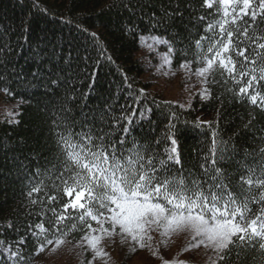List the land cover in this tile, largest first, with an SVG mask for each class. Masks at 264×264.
Returning a JSON list of instances; mask_svg holds the SVG:
<instances>
[{"label":"snow or ice","instance_id":"6c2138e0","mask_svg":"<svg viewBox=\"0 0 264 264\" xmlns=\"http://www.w3.org/2000/svg\"><path fill=\"white\" fill-rule=\"evenodd\" d=\"M32 6L47 13L36 0ZM107 7L127 13L120 31L146 49L152 75L183 74L188 100H158L123 72L98 92L101 60L115 62L98 33L82 26L83 43L57 40L47 29L30 41V20L15 44L4 39L8 29L0 32V92L20 98L6 123L33 133L31 142L12 133L0 138L6 163L12 149L5 141L30 147L11 158L21 199L17 218L0 220V264H30L61 248L78 249V264H110L109 243L147 252L140 264H190L186 252L198 264H264V0H119ZM197 97L217 105L214 121L183 118ZM233 103L248 111L225 139L220 121ZM189 124L210 136L186 162L181 137ZM169 244L180 251L164 259Z\"/></svg>","mask_w":264,"mask_h":264},{"label":"trees","instance_id":"16d2710c","mask_svg":"<svg viewBox=\"0 0 264 264\" xmlns=\"http://www.w3.org/2000/svg\"><path fill=\"white\" fill-rule=\"evenodd\" d=\"M41 9H47V13L34 8L33 0H0V32L8 29V35L4 39L7 40L11 36L13 44L17 41V35L21 31L22 21L30 20L27 36L30 41H35L37 37L43 39L44 34L41 29H47L48 34H55L57 40H73L74 43H83L85 36L79 30V27L87 28L89 32H96L99 35L100 42L107 47V54H110L115 63H110L107 60H101L100 65L96 69L97 82L96 88L98 92L106 90L113 82H120L121 72L133 82L136 88L144 87L151 94L156 96L158 100H167L160 93L152 90L148 80L144 79L147 72V66L138 55L140 46L137 42L128 36H124L120 31L122 25L126 21L127 13L120 9H113L109 12L108 7L113 2L119 0H36ZM183 33V28L178 29ZM195 31V30H194ZM202 31V29H200ZM94 58H99L95 48H90ZM22 63V61H21ZM149 69V68H148ZM91 71V69H90ZM91 77L83 82L82 90L88 91V83L91 82ZM3 100L6 102H19V97L5 95L0 92ZM97 96V93H93ZM95 103V100L89 101ZM179 104V102H177ZM216 104L202 103L197 97L192 107L184 115V119L195 121L198 117L203 120L214 121L216 118ZM25 113L30 109L27 106L22 108ZM177 111H183L179 108ZM248 109L238 103L228 105L225 109L224 119L220 121L221 130L224 138L227 139L234 131H237L241 126L242 120L246 119ZM9 117L0 118V138L6 134L12 133L13 139H18L23 135L29 139L33 137L32 130H25V124H21L18 129L6 123ZM27 118V117H26ZM158 118L157 116L153 117ZM163 123L157 126L156 134L159 135ZM139 131V130H138ZM147 134V128H145ZM210 133L207 129H197L191 124L187 126L185 134L181 137V152L186 162H190L193 149L203 145ZM42 138V137H41ZM7 147L12 151L7 152L9 158L5 162L4 152H0V220L17 218L16 208L21 199L20 189L22 187L13 165L11 158L15 155L26 154L30 151L29 146L20 148L15 144L5 141ZM32 167L35 168V161L32 162ZM10 240L15 239L14 233H7ZM4 237H0L3 239ZM133 255L132 253H130ZM130 255V256H131ZM37 257H33L30 261L32 264ZM78 264V263H77ZM197 264V263H196Z\"/></svg>","mask_w":264,"mask_h":264},{"label":"rangeland","instance_id":"374dc122","mask_svg":"<svg viewBox=\"0 0 264 264\" xmlns=\"http://www.w3.org/2000/svg\"><path fill=\"white\" fill-rule=\"evenodd\" d=\"M138 55L143 58V61L147 66V72L144 75V79L149 81L152 90L160 93L167 100L179 103L187 102L188 96L184 90L185 84L182 79V73L170 78L154 76L152 75L154 69L148 66L147 60L145 59V57L148 55L146 49L141 47L138 51ZM156 62L157 61L153 60V63ZM166 79L168 80L167 83H165ZM15 105H17V102H6L0 95V118L4 116L8 117V111L14 110ZM182 247L183 245H181V248ZM107 250L110 252L112 257L110 264H140V262L149 255L145 251H139L137 254L131 255L127 251L126 247L120 246L119 243H116L115 245L109 243ZM78 251V249L68 251V249L65 248H61L57 253L45 251L44 253H41L32 264H77L79 260V256L77 255ZM179 251L180 249L169 244L167 248L161 249V256H163L164 259H172ZM184 255L189 256L190 264H198L199 256H197L195 253L186 252ZM147 264H161V261L157 258H149L147 260Z\"/></svg>","mask_w":264,"mask_h":264}]
</instances>
